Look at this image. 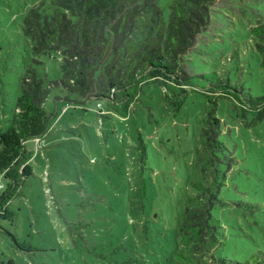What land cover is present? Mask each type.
Here are the masks:
<instances>
[{"label":"rangeland","instance_id":"1","mask_svg":"<svg viewBox=\"0 0 264 264\" xmlns=\"http://www.w3.org/2000/svg\"><path fill=\"white\" fill-rule=\"evenodd\" d=\"M40 1L0 0L3 127L10 124L21 77L30 66L48 81L62 75L59 56L35 57L22 29L28 9ZM159 3L167 15L170 0ZM213 7L204 42L183 58L192 87L168 86L171 99L166 101L161 88L144 85L129 120L102 117L95 99L83 110L66 98L63 88H50L45 106L57 116L45 140L26 143L30 159L25 164L31 163L33 174L9 202L12 216L0 218L5 230H0V259L19 264H152L170 254L178 216L187 195L195 193L190 183L202 180L200 132L209 104L203 90L213 85L210 74L217 72L236 87L229 92L239 101L264 95L263 53L249 28L264 24V0H219ZM217 114L225 121L223 138L236 162L222 187V202L212 211V222L222 231L214 255L263 261L264 118L252 112L242 116L225 98H219ZM140 142L147 149L143 159ZM40 150L42 156L35 158ZM0 180L4 186L5 179ZM150 215L155 221H148ZM142 227L147 235L140 236ZM8 232L36 249L16 248Z\"/></svg>","mask_w":264,"mask_h":264},{"label":"trees","instance_id":"2","mask_svg":"<svg viewBox=\"0 0 264 264\" xmlns=\"http://www.w3.org/2000/svg\"><path fill=\"white\" fill-rule=\"evenodd\" d=\"M218 1L170 0L167 15L159 0H41L30 7L22 29L31 50L37 58L56 53L62 75L48 81L36 66H30L21 77V91L15 100L10 124L0 126V176L6 181L0 190V218L12 216L8 204L33 174L31 163L25 164L30 159L27 141L45 140L57 116L45 106L52 86L63 88L68 93L66 98L83 110L90 109L92 99L98 100L96 112L103 110L100 115L104 118L129 120L146 84H155L165 93L164 100L171 99L166 92L168 86L192 87L183 58L204 42L207 28L211 26L213 6ZM249 28L259 40L257 48L263 53L264 67V24ZM37 58L35 62L42 63ZM210 75L213 85L203 90L209 104L200 132L202 180L190 183L195 193L187 195L185 209L178 216L170 254L164 255L160 263L152 264L264 262L257 257L245 262L217 258L214 250L222 231L212 222V211L222 202V187L236 162L223 138L226 124L217 114L219 98L233 101L242 116L252 112L261 120L264 95L242 96L244 100L239 101L229 92L231 88L237 90L236 87L217 72ZM70 94H77L79 98L71 99ZM137 144L143 159L147 149L143 142ZM46 147L44 141L40 148ZM38 156H42L41 150L35 158ZM148 218L155 221L151 215ZM145 227L138 228L140 236L147 235ZM0 230H3L1 226ZM8 233L16 248L28 252L36 249ZM0 263L19 264L13 258L0 259Z\"/></svg>","mask_w":264,"mask_h":264},{"label":"built area","instance_id":"3","mask_svg":"<svg viewBox=\"0 0 264 264\" xmlns=\"http://www.w3.org/2000/svg\"><path fill=\"white\" fill-rule=\"evenodd\" d=\"M39 139V138H38ZM3 189V184H2V182H1V180H0V190H2Z\"/></svg>","mask_w":264,"mask_h":264}]
</instances>
